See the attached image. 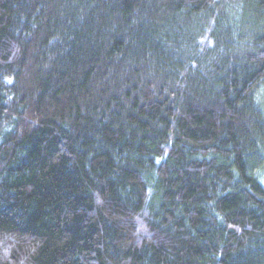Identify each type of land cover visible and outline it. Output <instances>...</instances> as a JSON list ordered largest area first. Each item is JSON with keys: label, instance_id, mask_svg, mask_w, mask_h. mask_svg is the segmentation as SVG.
I'll list each match as a JSON object with an SVG mask.
<instances>
[{"label": "trees", "instance_id": "trees-1", "mask_svg": "<svg viewBox=\"0 0 264 264\" xmlns=\"http://www.w3.org/2000/svg\"><path fill=\"white\" fill-rule=\"evenodd\" d=\"M264 0H0V264H264Z\"/></svg>", "mask_w": 264, "mask_h": 264}, {"label": "rangeland", "instance_id": "rangeland-1", "mask_svg": "<svg viewBox=\"0 0 264 264\" xmlns=\"http://www.w3.org/2000/svg\"><path fill=\"white\" fill-rule=\"evenodd\" d=\"M262 97L264 98V92L262 91Z\"/></svg>", "mask_w": 264, "mask_h": 264}]
</instances>
